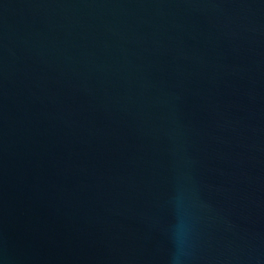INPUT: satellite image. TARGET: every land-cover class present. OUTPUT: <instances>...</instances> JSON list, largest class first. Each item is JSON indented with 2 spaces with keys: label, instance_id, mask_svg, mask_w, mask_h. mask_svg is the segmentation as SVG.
Listing matches in <instances>:
<instances>
[{
  "label": "water",
  "instance_id": "obj_1",
  "mask_svg": "<svg viewBox=\"0 0 264 264\" xmlns=\"http://www.w3.org/2000/svg\"><path fill=\"white\" fill-rule=\"evenodd\" d=\"M0 264H264V0H0Z\"/></svg>",
  "mask_w": 264,
  "mask_h": 264
}]
</instances>
